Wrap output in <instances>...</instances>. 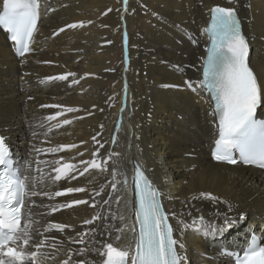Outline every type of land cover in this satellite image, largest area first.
Segmentation results:
<instances>
[{
	"label": "bare ground",
	"instance_id": "6f19581e",
	"mask_svg": "<svg viewBox=\"0 0 264 264\" xmlns=\"http://www.w3.org/2000/svg\"><path fill=\"white\" fill-rule=\"evenodd\" d=\"M39 1L41 22L29 54L18 58L0 29V134L30 177L26 191L40 193L26 196V206L32 214L33 242L45 240L44 264H62L70 249L73 260L99 264L102 258L95 249L101 244L94 241L116 243L117 235L122 245L132 241L134 160L144 164L161 191L175 237L185 246L178 250L186 264H232L223 248L238 252L251 233L264 237V171L211 159L219 131L211 98L201 88L205 29L212 8L237 11L249 43V66L261 86L257 113L264 118V0H128L127 6L123 0ZM72 23L83 27H66ZM69 72L76 75L68 81L50 79ZM67 107L77 111L68 113ZM49 115L56 119L48 120ZM65 119L71 122L64 124ZM72 144L77 147L61 150ZM51 148L58 150L49 152ZM109 152L114 153L110 158ZM89 160L106 170L89 166L80 176L76 169ZM64 164L74 166L70 175L75 179L53 182L55 169ZM114 168L115 191L110 184ZM77 186L86 191L64 197L43 194ZM200 193H211L219 202ZM76 198L89 204L51 212ZM94 215L103 219L84 223ZM225 216L238 222L219 232ZM48 223L70 227L64 233L44 232ZM80 232L86 233L84 244L69 239H79ZM81 247L91 251L80 255L75 250Z\"/></svg>",
	"mask_w": 264,
	"mask_h": 264
},
{
	"label": "snow or ice",
	"instance_id": "6c2138e0",
	"mask_svg": "<svg viewBox=\"0 0 264 264\" xmlns=\"http://www.w3.org/2000/svg\"><path fill=\"white\" fill-rule=\"evenodd\" d=\"M127 6L128 0H123ZM39 0H3L2 11H0V29L8 34V39L13 42L17 53L24 56L30 51V45L37 30V22L40 18ZM67 28L76 29L83 27V23H72L66 25ZM64 27L59 29L63 32ZM211 36V47L207 49V58L203 66V80L201 88L206 90L214 102V115L218 116L219 139L216 140V148L213 158L217 162L236 164L233 157V150H239L240 157L246 163L260 162L264 166V121H257L255 117L256 109L261 98V86L253 71L247 63L248 44L241 32V25L237 18V13L233 8L214 7L211 9V26L205 29ZM178 67V66H177ZM75 73L69 72L66 75L53 76V81H68L69 77H75ZM78 82V81H73ZM185 84L189 89L195 91L191 80H186ZM179 87V86H172ZM45 107L56 108L58 105H46ZM68 113L76 112L77 109L67 107ZM62 114V113H61ZM48 120H55V115H49ZM71 121L65 119L64 124ZM58 126V125H57ZM96 140V137H93ZM99 143V141H97ZM76 144L62 146L63 148H76ZM103 147V144H100ZM58 149L51 148L49 152H56ZM41 151V149H37ZM99 155V153H94ZM114 153L109 152L108 157ZM59 163V161H57ZM85 167L79 171L80 176H84L92 169L104 172L106 168L96 160L82 161ZM107 160L104 161L106 165ZM10 149L6 145L5 139L0 136V264H44L48 254L42 252L45 247V240L33 242L32 235V214L26 206V196H36L40 193L34 190L26 191L29 185L26 183L30 179L28 175L18 173L12 167ZM54 181L62 178L75 179L70 174L74 171V166L64 164L56 168ZM116 170L112 171V181H110L113 191L116 190ZM23 177V178H22ZM125 188L128 187L127 176L123 180ZM134 183L138 200V208L135 210L136 227L129 229L132 232L133 240L127 245L120 244L121 236L115 237L116 243L94 241L101 244L96 248V254L102 259L99 264H186V257L178 251L185 246L183 242L174 238L173 227L169 223L161 201V193L153 187L148 177L139 165L134 166ZM84 187H68L65 190H58L54 193H43L49 197H64L72 193L85 192ZM99 195V193H97ZM203 199L219 202V198L211 193H200ZM107 203V201H105ZM119 203V200H117ZM89 201L83 198L73 199L70 203L60 204L52 207L51 212L58 209L71 208L74 205H88ZM45 207L44 205H40ZM92 207H95L93 202ZM44 215V214H41ZM175 215V214H173ZM191 215V213H189ZM22 219L24 220L21 226ZM103 219L99 215H94L84 223L92 225L94 221ZM123 220V217H120ZM203 220V216L194 218L192 227H196V221ZM239 220H243L241 215ZM237 220L225 216V224L219 228L223 232L226 228L233 226ZM70 226L64 223H48L44 232L64 233ZM189 227L188 224L184 225ZM200 230L199 228L197 229ZM94 231V229H93ZM123 233L124 228H117ZM37 233L39 230L37 229ZM215 235V230L211 231ZM79 239L69 237L75 243H85V232L76 234ZM209 232H205V238ZM53 247H56L53 245ZM35 251H32V249ZM69 250L68 259L62 264H88L87 259L75 261L72 259ZM78 254L85 255V249L81 247ZM54 258V257H53ZM236 264H264V247H253L248 250L242 258L237 257Z\"/></svg>",
	"mask_w": 264,
	"mask_h": 264
},
{
	"label": "rangeland",
	"instance_id": "374dc122",
	"mask_svg": "<svg viewBox=\"0 0 264 264\" xmlns=\"http://www.w3.org/2000/svg\"><path fill=\"white\" fill-rule=\"evenodd\" d=\"M13 148V147H12ZM17 158V157H16ZM19 164V163H18Z\"/></svg>",
	"mask_w": 264,
	"mask_h": 264
}]
</instances>
